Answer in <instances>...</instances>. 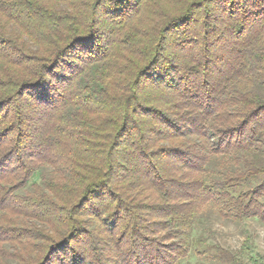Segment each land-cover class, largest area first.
Wrapping results in <instances>:
<instances>
[{"label": "trees", "instance_id": "obj_1", "mask_svg": "<svg viewBox=\"0 0 264 264\" xmlns=\"http://www.w3.org/2000/svg\"><path fill=\"white\" fill-rule=\"evenodd\" d=\"M210 209L264 224V0H0V264H180Z\"/></svg>", "mask_w": 264, "mask_h": 264}, {"label": "rangeland", "instance_id": "obj_2", "mask_svg": "<svg viewBox=\"0 0 264 264\" xmlns=\"http://www.w3.org/2000/svg\"><path fill=\"white\" fill-rule=\"evenodd\" d=\"M192 238H201L204 242L199 244L195 241L196 247H192L190 256L180 264L212 263L213 260L208 254L213 252V244H219L235 253L243 251L246 261L250 256H264V224L257 220L241 223L224 220L214 209L208 210L202 216L193 230Z\"/></svg>", "mask_w": 264, "mask_h": 264}]
</instances>
